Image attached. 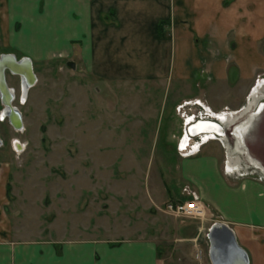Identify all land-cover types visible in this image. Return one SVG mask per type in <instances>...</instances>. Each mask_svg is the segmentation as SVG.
I'll list each match as a JSON object with an SVG mask.
<instances>
[{
    "label": "rangeland",
    "instance_id": "rangeland-1",
    "mask_svg": "<svg viewBox=\"0 0 264 264\" xmlns=\"http://www.w3.org/2000/svg\"><path fill=\"white\" fill-rule=\"evenodd\" d=\"M13 51L0 25V52ZM32 64L36 81L25 99L19 75L5 74L22 126L0 118V181L7 189L0 242L12 247L84 237L142 238L155 243L164 264H210L206 234L215 214L203 203L204 217L174 215L165 202L194 195L202 201L190 168L195 154L209 157L215 169L231 167L222 139L195 134L183 143L186 119L216 121L203 104L216 113L242 108L264 73L250 81L232 73L226 84L201 71L164 85L97 80L62 57ZM231 132L226 136L234 147ZM197 142V152L184 155L191 150L180 145ZM242 159L255 163L252 155Z\"/></svg>",
    "mask_w": 264,
    "mask_h": 264
},
{
    "label": "crops",
    "instance_id": "crops-1",
    "mask_svg": "<svg viewBox=\"0 0 264 264\" xmlns=\"http://www.w3.org/2000/svg\"><path fill=\"white\" fill-rule=\"evenodd\" d=\"M0 25L16 56L62 57L101 81L165 85L201 71L219 81L232 73L250 81L264 73V0H0ZM249 118L254 124L248 149L264 165V113ZM193 158L192 181L214 221L233 229L249 264H264V180L239 176L234 158L228 162L234 170L215 169L209 157ZM5 185L0 181V225ZM5 232L0 226V241ZM116 240L84 237L12 247L0 242V264H164L152 240Z\"/></svg>",
    "mask_w": 264,
    "mask_h": 264
},
{
    "label": "bare ground",
    "instance_id": "bare-ground-1",
    "mask_svg": "<svg viewBox=\"0 0 264 264\" xmlns=\"http://www.w3.org/2000/svg\"><path fill=\"white\" fill-rule=\"evenodd\" d=\"M25 97H26V94H22V98L25 99ZM246 104L247 105L244 104L242 108L237 109L235 111H222V112L214 113L215 115L211 113L212 111L208 110V107H205L211 115L217 117V120L216 121L212 120L209 122H202L200 120H204V119H198V120L196 119L195 121V119H193L192 117H188L186 120L188 124L187 128L189 129L188 134L190 136L195 135V134H200L201 138L203 139H207L210 137H213L215 139L216 138L222 139L223 143H225L224 147L226 148V152L228 155V160H227L228 162L232 158H234V160H232L233 162L235 161L234 164L237 165V167L238 165H240V168L242 167L240 171L241 172L244 171L243 174L240 172L242 175H246V174L251 175L252 173H258L259 177H262L263 178L262 180H264V165L260 161H255V163H251L249 161L246 162L242 159V156H244L245 158L250 156V151L248 149L246 138L249 135V130L252 128L254 123H253V120L249 118V116L251 117L256 116V115L259 116L260 113H264V78H258L257 83L253 86V88L250 91V95H249V98ZM251 104H254V105L251 106ZM243 111H247L246 114L245 115L243 114L241 118L237 119L238 115L243 113ZM5 118L6 117L4 116L1 117V119H5ZM194 122L196 123L193 124ZM223 127L227 130H224ZM232 129H233V132H231L230 136L232 139L234 138L233 139L234 144H235L234 147L229 144V141L227 140L228 137L226 136L227 133H229V131H231ZM188 138L190 139V137ZM225 140H227V144ZM16 145H17V142H16ZM186 145H188V143ZM186 145H183V146L180 145L181 150H191V152L184 153L185 155L197 152V148L199 147V142H197L196 145L193 144L192 146H189V147ZM18 146H20V144H18ZM229 169H232V168H229ZM214 222L215 221H213V223ZM216 223H219V222H216ZM209 229H208V232H209ZM207 234L206 236L208 238ZM213 252L214 254L216 253L215 249H213ZM230 257L234 259L235 262L239 260L238 259L239 257L237 256L235 252L230 253ZM223 258H225L224 254H223Z\"/></svg>",
    "mask_w": 264,
    "mask_h": 264
},
{
    "label": "water",
    "instance_id": "water-1",
    "mask_svg": "<svg viewBox=\"0 0 264 264\" xmlns=\"http://www.w3.org/2000/svg\"><path fill=\"white\" fill-rule=\"evenodd\" d=\"M67 65L75 68V63L72 60L67 61ZM6 71L20 76L21 96L27 94L28 88L34 84L36 74L30 57H17L13 52H0V96L2 101L0 117H6L14 127H20L22 126L21 112L17 106L11 103L14 92L6 82ZM207 235L208 255L212 264H249L246 250L238 244L233 229L224 221L212 223ZM213 249H215V254ZM232 252H235L239 257L237 262L230 257ZM223 254L225 258H223Z\"/></svg>",
    "mask_w": 264,
    "mask_h": 264
},
{
    "label": "built area",
    "instance_id": "built-area-1",
    "mask_svg": "<svg viewBox=\"0 0 264 264\" xmlns=\"http://www.w3.org/2000/svg\"><path fill=\"white\" fill-rule=\"evenodd\" d=\"M206 114H209V112L206 111ZM190 117L193 118V116H190ZM201 117H202L201 119H205V116L204 117L201 116ZM214 117H216V116H214ZM207 119H210V118L207 117ZM190 154H186V155H190ZM234 169L236 170V168H234ZM237 171H238V169H237ZM240 172L241 171H238V173L240 174L239 176H241L243 174V173L241 174ZM251 176L263 179L262 177H259L258 173H252ZM165 207L168 210V212H170V213H172L174 215L204 217L205 214H206L205 205L195 195L193 197H191V198L176 199V200L169 199V200H167L165 202Z\"/></svg>",
    "mask_w": 264,
    "mask_h": 264
},
{
    "label": "trees",
    "instance_id": "trees-1",
    "mask_svg": "<svg viewBox=\"0 0 264 264\" xmlns=\"http://www.w3.org/2000/svg\"><path fill=\"white\" fill-rule=\"evenodd\" d=\"M163 22H164V21H160V22L158 23V28H161V27H162Z\"/></svg>",
    "mask_w": 264,
    "mask_h": 264
},
{
    "label": "flooded vegetation",
    "instance_id": "flooded-vegetation-1",
    "mask_svg": "<svg viewBox=\"0 0 264 264\" xmlns=\"http://www.w3.org/2000/svg\"><path fill=\"white\" fill-rule=\"evenodd\" d=\"M17 146H18V145H17ZM18 147H20V146H18ZM208 250H209V246H208ZM208 257H209V255H208ZM209 262H210V264H212L211 261H210V258H209Z\"/></svg>",
    "mask_w": 264,
    "mask_h": 264
}]
</instances>
